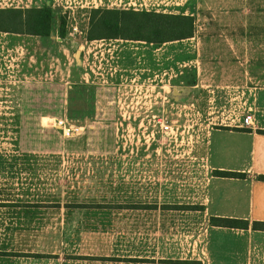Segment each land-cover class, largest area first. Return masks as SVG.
I'll use <instances>...</instances> for the list:
<instances>
[{
  "label": "rangeland",
  "instance_id": "1",
  "mask_svg": "<svg viewBox=\"0 0 264 264\" xmlns=\"http://www.w3.org/2000/svg\"><path fill=\"white\" fill-rule=\"evenodd\" d=\"M110 6L76 10L80 37L69 35L66 21L60 36L58 6L46 36L0 33L3 264H209L205 106L210 97V111L225 112L211 122L242 118L246 94L233 80L251 79L234 64L252 62L264 83V7L239 20L231 8L195 5L184 12L193 17V36L155 42L138 38L157 35L133 13L154 8ZM116 19L121 35L114 37ZM201 66H210V76L202 78ZM167 101H177L172 110L182 125L172 153L179 180L156 191L129 187L124 168L128 149L138 158V115ZM60 118L75 134L55 127Z\"/></svg>",
  "mask_w": 264,
  "mask_h": 264
},
{
  "label": "crops",
  "instance_id": "2",
  "mask_svg": "<svg viewBox=\"0 0 264 264\" xmlns=\"http://www.w3.org/2000/svg\"><path fill=\"white\" fill-rule=\"evenodd\" d=\"M101 1L103 2L102 7H111V4H125L134 8L140 7L148 10L149 7H152L156 12L163 11L164 13L168 11L174 14L179 12L184 14L185 11L195 5H201L207 9L225 7L233 9V14L237 17L239 16V20L243 12L247 16H252L256 15V13L252 14L253 8L264 7V0ZM19 2L20 4L15 7H0V9L27 11L34 8L30 4V0H20ZM207 13L218 15L216 12L209 10ZM208 17L212 19L210 16ZM248 21L250 22L251 19ZM0 33H7L6 35L13 37L15 35L17 37L29 34L22 30H2ZM254 66L255 64L252 62L246 66H240L239 64H234L233 66L235 70L246 69V71H249L251 82L239 79L233 80V84H240L244 88L248 103V107L245 110L247 112L250 109L253 112L254 121L252 125L242 126V118H237L235 121L228 123L211 122V119L220 118V115L224 118L225 112L219 115L218 113L220 112L210 111V97L208 104L205 106L207 111L204 112L208 120L206 125L209 129L206 152L208 167L211 172V175L207 177V202H204L207 206L205 211L212 217L226 216L248 220L249 222L247 228L225 227L213 225L212 223L207 225L205 229L206 243L204 253L209 264H264V229L253 228L254 222H264V83L262 82L263 77L257 81L259 75ZM201 69L203 70L202 78L210 76L208 75L210 66L207 67L208 71L203 66H201ZM170 96L177 98L173 94ZM147 167H149L147 169L150 172L140 176L136 173L139 168L137 162H134V164L125 163L124 171L127 168L125 173L129 187L139 188L145 185L143 189L148 187L156 191L158 187L162 186L170 188L179 180L176 175H172L171 179L170 175L165 172L155 171L154 174V165ZM209 171L206 172L207 176ZM221 171H229L233 174L232 176H222L219 173ZM153 175L156 176L152 179L151 176ZM2 210L3 208L0 207V213ZM229 238L232 239V243L228 241ZM0 264H3L1 256Z\"/></svg>",
  "mask_w": 264,
  "mask_h": 264
},
{
  "label": "trees",
  "instance_id": "3",
  "mask_svg": "<svg viewBox=\"0 0 264 264\" xmlns=\"http://www.w3.org/2000/svg\"><path fill=\"white\" fill-rule=\"evenodd\" d=\"M31 10H11V9H0V30L4 31H26L32 34H38L46 36L50 33L51 20H52V9L45 5L41 8L33 9V15L26 18V13ZM134 14H140L146 17L145 23L148 30L155 32L157 36L155 38H145V36H139L138 38L148 39L155 42H165L171 40L184 39L193 36L195 31L194 20L190 15L183 13H163L156 11L142 10L139 12H133ZM120 21L119 19L114 20L113 25L115 27L114 37L121 35L118 32ZM18 25V26H16ZM60 36H65V21L62 19L60 22ZM113 37V36H111ZM24 135L21 134V148H24ZM222 176H232V172L221 171ZM213 225L225 226V227H243L247 228L249 225L248 220L238 219L233 217L225 216H213ZM253 228L264 229V222L256 221L253 224Z\"/></svg>",
  "mask_w": 264,
  "mask_h": 264
},
{
  "label": "flooded vegetation",
  "instance_id": "4",
  "mask_svg": "<svg viewBox=\"0 0 264 264\" xmlns=\"http://www.w3.org/2000/svg\"><path fill=\"white\" fill-rule=\"evenodd\" d=\"M174 104H176L177 106V101L168 102V106H170L171 110H168L166 113L163 112V109L160 108H155L153 110L155 112L151 113L148 112V108H146L142 113L138 115V117H140L141 119L140 123H142V125L138 127L139 134L137 143H139V145L136 149V155L138 156V158L133 159L131 157V154L129 153L130 149H128L127 156L129 157L127 158L126 164L128 162H130V164H134V162H137L139 168L137 169L136 173L140 176L141 174L150 172V170L147 169L149 168L147 166L150 165H154L155 167V169L153 170L154 174L155 171L165 172L170 175L171 179L172 175H176V173L179 172H177V166L175 165V163H173L174 159L172 158V153L178 150V147L180 145L178 144V133H176L175 131L180 130L182 125L178 124L177 119H175V116L177 118V115L180 114L177 113V111L172 110L176 108ZM184 115L187 116V112ZM161 117L164 118L163 121ZM156 119L159 120L156 121ZM166 122L169 124L167 125V128L164 129L163 124L165 125ZM145 123H148L149 126H146ZM185 130L186 141L188 143V133L190 130L187 129V126L185 127ZM181 134L182 130L180 132V135ZM127 142H129V138H127ZM129 144L130 142L128 143V145ZM133 150H135V148ZM132 155L134 154L132 153ZM187 168L188 167H186L185 169ZM125 171L127 172V168L125 169ZM188 173L192 174V170L190 169ZM155 176L156 175H153L151 176V178L153 179Z\"/></svg>",
  "mask_w": 264,
  "mask_h": 264
},
{
  "label": "built area",
  "instance_id": "5",
  "mask_svg": "<svg viewBox=\"0 0 264 264\" xmlns=\"http://www.w3.org/2000/svg\"><path fill=\"white\" fill-rule=\"evenodd\" d=\"M20 0H0V7H15L17 4H20ZM47 5L51 7L52 10L56 9V7H59V11L56 12L58 15H61V17L66 21V23H70L71 26L69 27V35L71 37H80L82 36L83 32L78 28L77 25H72V21L76 19V10L78 9H85V8H99L102 6V1L101 0H48ZM30 4L34 7L39 8L40 5H38L37 0H30ZM72 18V19H71ZM65 26H67L65 24ZM163 80H159V84H161ZM161 88H163V85H160ZM158 97L157 95L155 96L154 99ZM164 99H168L169 101V96L164 95ZM155 101V100H154ZM167 101V102H168ZM156 104V101H155ZM170 107H164L163 112H167ZM254 118H253V112L252 110H248L244 116L242 117L241 124L244 127L250 126L253 124ZM169 123L163 124V128H167V125ZM55 127L60 129L63 133L64 136H69L71 134H75L76 128H74V125H71L67 120H64L62 118L56 120L55 122Z\"/></svg>",
  "mask_w": 264,
  "mask_h": 264
},
{
  "label": "water",
  "instance_id": "6",
  "mask_svg": "<svg viewBox=\"0 0 264 264\" xmlns=\"http://www.w3.org/2000/svg\"><path fill=\"white\" fill-rule=\"evenodd\" d=\"M77 53H80L79 51Z\"/></svg>",
  "mask_w": 264,
  "mask_h": 264
}]
</instances>
